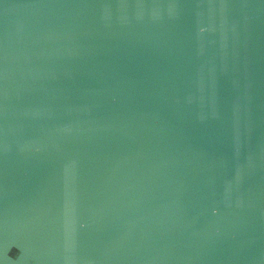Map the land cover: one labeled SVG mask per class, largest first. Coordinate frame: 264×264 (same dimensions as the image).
Segmentation results:
<instances>
[{
  "label": "water",
  "instance_id": "obj_1",
  "mask_svg": "<svg viewBox=\"0 0 264 264\" xmlns=\"http://www.w3.org/2000/svg\"><path fill=\"white\" fill-rule=\"evenodd\" d=\"M0 264H264V0H0Z\"/></svg>",
  "mask_w": 264,
  "mask_h": 264
}]
</instances>
